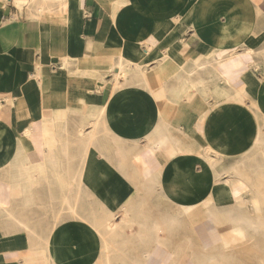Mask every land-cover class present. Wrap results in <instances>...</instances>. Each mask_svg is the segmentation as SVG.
Instances as JSON below:
<instances>
[{"label":"crops","instance_id":"obj_1","mask_svg":"<svg viewBox=\"0 0 264 264\" xmlns=\"http://www.w3.org/2000/svg\"><path fill=\"white\" fill-rule=\"evenodd\" d=\"M43 1L0 0V264H97L101 238L90 222L107 211L119 222L124 207L249 215L244 189L258 168L264 172V0L31 6ZM191 67L202 69L189 78ZM152 134L173 142L132 172ZM30 178L39 183L31 191ZM10 187H25L21 198L31 204L33 195V205L11 197ZM66 195L77 203L61 202ZM84 195L114 201L92 205ZM143 196L161 202L146 207L135 201ZM131 258L174 264L176 257L154 246Z\"/></svg>","mask_w":264,"mask_h":264},{"label":"rangeland","instance_id":"obj_2","mask_svg":"<svg viewBox=\"0 0 264 264\" xmlns=\"http://www.w3.org/2000/svg\"><path fill=\"white\" fill-rule=\"evenodd\" d=\"M107 200L113 202L114 197L112 196L110 199H105V202ZM135 201H143L144 206H146V203L155 204L161 202L158 197L152 200H147L146 197V199L143 198ZM153 206L157 207L159 205L155 204ZM206 211V209H186L187 215L184 228H177L174 232L171 231L170 234L164 237L166 240H162L161 244H157L156 241L151 240L153 237H150L151 235H149L148 230L153 224L164 222L162 218H165V216L168 215L169 217L170 215V217H173L172 211L150 209L135 212L131 211L130 207H124L122 212H120L119 222L115 221L113 211H107L104 213L103 227L108 232H106L105 241H102L101 245L111 248L110 253L113 252L116 254L117 258L113 264H140V259L131 258V256H134L137 251H149L154 246L164 247L170 251H174V256L176 258L171 260L174 264H189V262L207 264L204 256L209 253L221 255L220 258L222 257L221 259L227 262L225 264H264L263 232L258 234L248 233L246 234L247 236L245 235L246 237H244V239H240L235 235V232L229 224L232 222L229 216L230 214L220 215V213H218L219 215L216 214V218L212 220V223L206 220ZM249 211V215L246 216L241 211H235V213H241L244 217H251V215L256 217L264 214L262 210L256 208ZM124 212L126 215L123 216L122 213ZM134 213L139 217H134ZM141 215H143L146 220H144ZM225 222L227 226H225ZM204 224H206L205 227ZM138 233H141V236L138 235ZM191 246L197 249V256L189 254L194 257H189L190 259L185 256L183 258H177L179 248ZM97 264L100 263L97 262Z\"/></svg>","mask_w":264,"mask_h":264},{"label":"bare ground","instance_id":"obj_3","mask_svg":"<svg viewBox=\"0 0 264 264\" xmlns=\"http://www.w3.org/2000/svg\"><path fill=\"white\" fill-rule=\"evenodd\" d=\"M16 5H18V3L16 2L15 3ZM50 5V2L48 0H44L43 2H36L34 4H31L32 7H35V8H41V9H48ZM202 68H193L191 67L189 71H187V76L189 78H193L195 73L196 72H199ZM188 86H189V90L193 91L194 90V85L193 83H188ZM160 132V131H159ZM158 134V133H157ZM156 134V135H157ZM43 137V136H42ZM159 137L157 136H152L151 137H148V138H145V144L142 146V147H139L137 150H136V163L134 164V166L136 168H131V171L134 172V170H139L137 169L139 166H142L143 164V160L144 158L147 156V155H151V154H157V153H162L164 151H166V146L168 143L170 142H173L172 139L170 137L167 138V140L163 143H161L160 141L158 142ZM119 142V141H118ZM138 144V143H137ZM142 145V144H141ZM188 149V148H187ZM185 149L183 151V153H188L189 150ZM177 150V149H176ZM259 151V150H258ZM117 152H120V154L122 155L121 156V160H125V150L123 148H118L117 147ZM179 153V152H178ZM147 154V155H146ZM255 154V153H254ZM155 158V157H154ZM208 159V158H207ZM49 164V163H48ZM264 164V162L262 163ZM262 164H259V165H262ZM208 165V164H207ZM127 166V165H126ZM47 168V167H46ZM261 168H263V166H261ZM261 168H258L259 171H258V174H257V177L255 179H249V187L248 188H245L244 189V196L246 198L247 196V199L245 201H247V204L249 206V210H252V209H260L263 211L264 213V172L263 170L261 171ZM47 170V169H46ZM142 171H145V170H142ZM46 172V171H45ZM156 172V171H155ZM235 175H237L236 172H233ZM47 174V173H45ZM138 176L142 177L140 180L138 179V181H142V183L144 181H146V178H145V173L143 174H140V173H137ZM62 175V174H61ZM154 175V174H153ZM152 175V176H153ZM151 176V177H152ZM156 176V175H155ZM154 177V176H153ZM159 177V176H158ZM239 178V177H237ZM236 178V179H237ZM57 179V178H56ZM149 179V178H147ZM220 179V178H219ZM240 180V179H239ZM4 181V180H3ZM48 181V180H47ZM46 181V182H47ZM220 181V180H219ZM218 181V182H219ZM231 181V179L229 180ZM234 181H235V178H234ZM6 182V181H5ZM38 181L37 180H34V179H29V186H28V189L31 191L32 188L34 186L37 185L38 187V184L37 183ZM146 183V182H145ZM147 183H149V181H147ZM146 183V184H147ZM243 183V182H242ZM20 184V182H19ZM74 184L76 186V189H77V192H80V189L82 187V183H81V180L80 178L78 179H74ZM150 184V183H149ZM160 184V182H159ZM158 184V185H159ZM225 184V183H224ZM229 184V183H228ZM246 184V183H244ZM58 185L60 186V184L58 183ZM62 185H64V183H62ZM237 185H239V182L238 181H235V183H233V186H234V189H233V192H232V199L233 201L235 202L234 204V207L235 208H238L240 209L241 207H243V204H245L243 202V194L241 195V192H239L238 190H236L237 188ZM140 186V185H139ZM144 186V185H143ZM160 186V185H159ZM224 186V185H223ZM240 186V185H239ZM248 186V185H246ZM36 187V188H37ZM137 187V186H136ZM231 187V186H229ZM7 188V187H6ZM61 188V187H60ZM65 188V187H64ZM161 188V187H159ZM223 188V187H222ZM138 189V188H137ZM136 189V192H139L137 191ZM224 189V188H223ZM8 190H11V197H20L23 195V192L25 190V187H10ZM35 190V189H34ZM224 190H227L226 188ZM61 191V189H60ZM64 192H66L65 190H62ZM61 191V192H62ZM74 191V190H73ZM35 192V191H34ZM68 192V191H67ZM53 193V192H52ZM74 193V192H73ZM63 194V193H62ZM70 194V193H69ZM161 194V193H160ZM218 194V193H217ZM225 194V193H224ZM228 194V193H227ZM56 195V194H55ZM78 195V194H77ZM77 195L73 196V197H68L67 195L66 196H60V200H62L61 202L63 203H66V202H70L72 199H73V204L77 203ZM223 195V194H221ZM226 195V194H225ZM1 196V194H0ZM7 196V195H6ZM5 196V197H6ZM10 196V195H9ZM48 196V195H47ZM37 197V196H35ZM50 197H51V194H50ZM57 197V195H56ZM228 197V195H227ZM58 198V197H57ZM219 198V197H218ZM221 198H224V196H222ZM229 198V197H228ZM7 199V198H6ZM45 199V198H44ZM55 199V198H54ZM138 199V198H137ZM140 199V198H139ZM230 199V198H229ZM243 199V200H242ZM10 200V199H9ZM53 200V198H52ZM83 200V199H82ZM227 200V199H226ZM49 201L51 202L50 198H49ZM84 201L85 202H88L89 204H94V202H105V199H101L99 198L98 196H94V195H84ZM225 201V200H224ZM21 203L24 207H28L29 206L31 207L34 203V197L32 195V203L31 204H28L26 203L25 201L22 200L21 198ZM49 203V202H48ZM52 203V202H51ZM50 203V204H51ZM219 204V203H218ZM222 204V203H221ZM232 205V204H231ZM0 206L1 207H4L3 204H2V201H1V198H0ZM39 207V206H38ZM189 207V206H188ZM212 207H213V204H212ZM211 207V208H212ZM216 207V206H215ZM233 207V208H234ZM6 208V206H5ZM180 208V207H179ZM177 209V210H180V209ZM214 208V207H213ZM27 209V208H26ZM31 209V208H30ZM42 209V207H41ZM22 210V209H21ZM193 210V209H192ZM206 220L207 221H211L212 220H215L216 218V214L220 213V215H227V214H230V219H232V222H230V226L232 227V230L235 232V235H237V237H239L240 239H244V237H246L248 233H251V234H258L260 232H263L264 233V214L261 215V216H256L254 217L253 215H251V217H244L241 213H238L236 214L235 211H240V210H231L229 212H219V211H215V210H211V209H208L206 208ZM229 210V209H228ZM46 211V209H45ZM44 211V212H45ZM5 212H6V216L5 218L7 219H16L13 218L12 214L9 213L6 209H5ZM43 212V211H42ZM64 212V211H62ZM233 212V213H232ZM104 213L105 212H101L100 213V216L98 218H93V221L90 222V226H91V229L96 233L99 232V235H100V238H101V242L102 241H105V236H106V231L105 228L103 227V219H104ZM53 214V213H52ZM55 214V213H54ZM70 214H72L73 216H78L77 215V212L74 210H71L70 211ZM135 214V213H134ZM14 215V214H13ZM30 215V214H28ZM49 215V214H48ZM56 215V214H55ZM122 215H126V213H122ZM186 209L184 211L181 212L180 216H173V217H169V218H166V220H164V222H160V223H155L153 224L150 229L148 230V233L149 235H151L150 237H153V239L151 240H154L157 242V244H161V241L162 240H166L164 237L167 236L168 234H170L171 231H175V229L177 230V228L179 229H183L185 224H186ZM219 215V214H218ZM52 216V215H51ZM189 217H192L191 215H188ZM92 217V216H91ZM128 217V216H127ZM134 217L138 218L139 216L137 214L134 215ZM166 217V216H165ZM24 218V217H23ZM88 219V218H87ZM140 219V218H139ZM222 219V218H221ZM227 220V219H226ZM210 222V223H211ZM13 223V221H12ZM213 223V222H212ZM88 224V223H87ZM23 227L31 232L29 230V228H27L26 226L23 225ZM8 228V227H7ZM15 229V227H14ZM19 229H21L19 227ZM23 230V229H22ZM16 231V230H15ZM178 232V231H177ZM138 235L141 236V233H138ZM246 235V236H245ZM41 250H43V252H47L49 253V242H47V240H44L41 242ZM251 243V242H250ZM101 248H102V257L100 258V260H98V262L100 264H113L115 259L117 258L116 257V254H114L113 252L110 253L111 251V248L109 247H106L104 245H101ZM199 250V249H198ZM197 252V249L194 247V246H191V247H187V248H179V254L177 256V258H183L184 256L185 257H194V256H190L189 254H193V255H196ZM42 253V252H41ZM23 255V254H22ZM43 256V255H42ZM221 255H213V254H208V255H205L204 258L206 259V263L207 264H225L227 263L225 260L221 259L220 258ZM233 256V255H232ZM190 259V258H189ZM47 260V259H46ZM49 261H52L54 262L53 259L49 260ZM228 261V260H227ZM48 262V261H47ZM46 262V263H47ZM229 263V262H228ZM189 264H195V263H192V262H189ZM197 264H200L199 262Z\"/></svg>","mask_w":264,"mask_h":264}]
</instances>
